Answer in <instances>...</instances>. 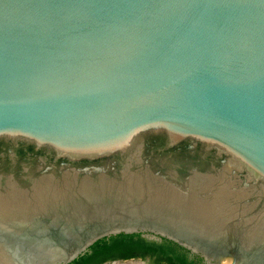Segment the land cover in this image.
<instances>
[{"label": "water", "instance_id": "water-1", "mask_svg": "<svg viewBox=\"0 0 264 264\" xmlns=\"http://www.w3.org/2000/svg\"><path fill=\"white\" fill-rule=\"evenodd\" d=\"M120 234L264 264V0H0V264Z\"/></svg>", "mask_w": 264, "mask_h": 264}, {"label": "trees", "instance_id": "trees-1", "mask_svg": "<svg viewBox=\"0 0 264 264\" xmlns=\"http://www.w3.org/2000/svg\"><path fill=\"white\" fill-rule=\"evenodd\" d=\"M171 248V244L166 241L163 245H158L146 241L139 234H120L97 241L85 254L70 264H102L105 261L128 260L136 257H154L155 264H186L178 256L168 255L169 251L174 250Z\"/></svg>", "mask_w": 264, "mask_h": 264}, {"label": "flooded vegetation", "instance_id": "flooded-vegetation-1", "mask_svg": "<svg viewBox=\"0 0 264 264\" xmlns=\"http://www.w3.org/2000/svg\"><path fill=\"white\" fill-rule=\"evenodd\" d=\"M144 238V237H142ZM146 241H150V242H154L158 245H163L164 244V241L168 242L171 244L172 248H174L173 251H169V256L172 257V255L174 256H178L179 258H181L182 260H184V262L186 264H208L206 261H204L202 258H200L199 256H197L196 254L192 253L191 251L187 250L186 248L182 247L181 245L171 241V240H168V239H165V238H159V239H147V238H144ZM167 251V252H168ZM155 258L154 257H146V258H139V257H136V258H130L128 260H132L134 261L133 263H129V264H155ZM148 260V262L146 261ZM114 261H120V263H124V261H127V260H114ZM114 261H105L103 262L102 264H112ZM151 262V263H150ZM124 264H128V263H124Z\"/></svg>", "mask_w": 264, "mask_h": 264}, {"label": "bare ground", "instance_id": "bare-ground-1", "mask_svg": "<svg viewBox=\"0 0 264 264\" xmlns=\"http://www.w3.org/2000/svg\"><path fill=\"white\" fill-rule=\"evenodd\" d=\"M133 262H134V261H131V262H127V263L129 264V263H133Z\"/></svg>", "mask_w": 264, "mask_h": 264}, {"label": "rangeland", "instance_id": "rangeland-1", "mask_svg": "<svg viewBox=\"0 0 264 264\" xmlns=\"http://www.w3.org/2000/svg\"><path fill=\"white\" fill-rule=\"evenodd\" d=\"M148 262V260H146ZM151 263V262H150ZM119 264H124V263H119Z\"/></svg>", "mask_w": 264, "mask_h": 264}]
</instances>
